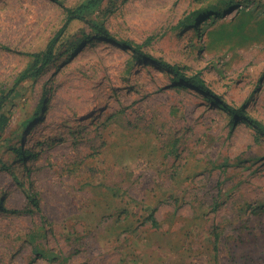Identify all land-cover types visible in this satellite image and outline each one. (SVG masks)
Instances as JSON below:
<instances>
[{"label":"rangeland","instance_id":"obj_1","mask_svg":"<svg viewBox=\"0 0 264 264\" xmlns=\"http://www.w3.org/2000/svg\"><path fill=\"white\" fill-rule=\"evenodd\" d=\"M84 15L264 126V0H100ZM65 16L0 0V89ZM60 46L0 111V264H264V134L82 21Z\"/></svg>","mask_w":264,"mask_h":264},{"label":"trees","instance_id":"obj_2","mask_svg":"<svg viewBox=\"0 0 264 264\" xmlns=\"http://www.w3.org/2000/svg\"><path fill=\"white\" fill-rule=\"evenodd\" d=\"M55 1H57L66 11L65 20L63 24L58 28V30L54 33V35L49 39V41L42 50L29 53V55H31L34 58V60L28 67H26L18 75L13 86L9 90L0 89V111L4 106V104L6 103V101L8 100V98L14 92L16 86L21 81L31 76L40 75V73L43 70H45L46 67H48L53 60H55V58L61 53L60 41L64 38L67 29L74 20H79L86 23L91 29L96 31V34L102 36L104 39L114 41L117 44L127 49H131L139 57H144L147 59H152L154 61H157L168 72L174 75L175 80H178L181 83H184L192 88H195L201 92L206 93L209 97V100L225 108L234 119L241 118L248 124L252 125L256 129V131L264 134V126H262L253 117L246 114L242 108L231 106L228 102L223 100L218 94L210 90L204 79L201 78L199 74H192V75L187 74L180 68L179 65L172 64L170 62H167L166 60H163L161 58H156L144 52L142 50V44L133 42L128 39H117L108 31V29L104 25L86 18L84 15L85 10L96 5L100 0H88L87 2L82 3L73 8L66 6L62 0H55ZM207 12H209V9H203L196 16ZM213 13H218V12L217 10H215L213 11ZM7 119L8 118L3 113L0 112V130L4 129L5 125L7 124L6 123ZM19 155L21 158H23L25 156V153L19 152Z\"/></svg>","mask_w":264,"mask_h":264}]
</instances>
